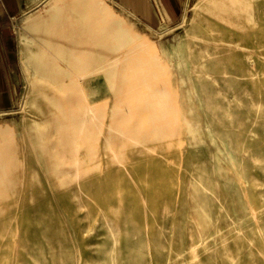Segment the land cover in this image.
Returning <instances> with one entry per match:
<instances>
[{"label": "rangeland", "instance_id": "374dc122", "mask_svg": "<svg viewBox=\"0 0 264 264\" xmlns=\"http://www.w3.org/2000/svg\"><path fill=\"white\" fill-rule=\"evenodd\" d=\"M178 2L154 27L114 0H31L5 19L0 264H264V0L235 24L211 17L220 0ZM101 44L114 77L58 69ZM46 59L52 81L29 66ZM75 81L85 125L61 88Z\"/></svg>", "mask_w": 264, "mask_h": 264}, {"label": "bare ground", "instance_id": "6f19581e", "mask_svg": "<svg viewBox=\"0 0 264 264\" xmlns=\"http://www.w3.org/2000/svg\"><path fill=\"white\" fill-rule=\"evenodd\" d=\"M220 1L222 2L221 7H223V8L221 9L220 7H218L215 9V11L213 13L210 12V14L211 13L213 14V15H211V17L220 18V20H222L223 22L231 20V22H233V23L235 22V21H233L234 18L239 19L243 15L247 16L248 19H250V14H251L250 9L253 8L252 5L250 4L251 0H220ZM255 1H256L255 7L256 6L258 7V3L261 0H255ZM258 11H261V10L258 9ZM69 12H70V18H72L73 21L78 20L79 23L81 22L82 15H80L78 12H75V10H73V9H71V11H69ZM52 17H54V16H49L48 20H50V18H52ZM48 20H45L44 22H48ZM231 22H229V23H231ZM101 46H102V44L100 45L101 49L96 48L97 50L95 51L94 57L92 55H84V56H81L79 58L72 57V61H74V62H72L70 60L68 61L67 59H62V62H59L57 64L58 69L60 71H65V68L68 67L70 70L72 69L74 72H77L78 69H88L86 73H90L92 71L101 72L104 70L105 73L107 74V77H111V76L114 77L115 75L118 74L117 68H119V66L121 65L120 64L121 62L119 61V57H118L120 54L119 53L116 54L117 49H115V47L105 46L102 48ZM22 58L25 59L24 53H22ZM45 62L47 64L42 70L34 69L33 66L29 64L30 69H32L33 73L37 72V74L39 75V77L41 79L44 78L47 81H52L50 69H49V66H50L49 63H51V61L49 59H46ZM93 66H95L94 70H90L91 67H93ZM89 67H90V69H89ZM119 73H120L121 77L125 79V81H123L124 83L121 84L120 87L117 89V91H118L117 93L119 94V92L122 91L124 96H125L127 94L126 93V89H127L126 86L128 84L127 78H129L130 72H127L124 68H121ZM66 74L67 73H63V75H66ZM130 78H131V76H130ZM64 80L65 79H62V81H64ZM54 84L57 87H60V85H58L57 82H54ZM61 88L64 89L67 92V94L71 92L70 88L75 89V90L77 89V92H73L75 94L71 93L73 95L69 96L67 99V102L72 103L73 106L76 108V110L79 113H81V117H79L77 119L76 123H78L79 125H81V124L85 125L89 122V120H94L93 119L94 118V109H93V107H91V104H89L88 94L86 93L85 89H83L82 82H80V81L76 82L75 81V82H73V84L71 83V87L68 84H63L61 86ZM76 93H79V94H76ZM81 139L82 138L77 135V137L75 139H72L71 141H72V143H74L73 140L78 142ZM107 139H108V141H110L111 135H109L107 137ZM64 143H65V147H63L61 151L66 152L68 150H72V148H73V150L78 151L76 148L74 149V147H72V148L69 147V145H68L69 142L67 139H65Z\"/></svg>", "mask_w": 264, "mask_h": 264}, {"label": "crops", "instance_id": "0c3cea01", "mask_svg": "<svg viewBox=\"0 0 264 264\" xmlns=\"http://www.w3.org/2000/svg\"><path fill=\"white\" fill-rule=\"evenodd\" d=\"M31 0H0V108L9 105L14 98L11 50L5 19L17 17L27 10ZM131 12L146 26H158L164 19L172 21L178 15L179 0H114Z\"/></svg>", "mask_w": 264, "mask_h": 264}]
</instances>
